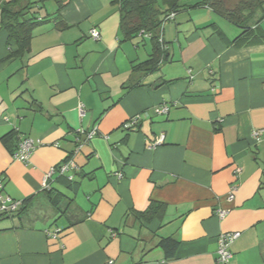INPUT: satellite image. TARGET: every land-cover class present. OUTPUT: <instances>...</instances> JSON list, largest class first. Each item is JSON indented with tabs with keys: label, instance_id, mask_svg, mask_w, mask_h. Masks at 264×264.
Masks as SVG:
<instances>
[{
	"label": "crops",
	"instance_id": "obj_1",
	"mask_svg": "<svg viewBox=\"0 0 264 264\" xmlns=\"http://www.w3.org/2000/svg\"><path fill=\"white\" fill-rule=\"evenodd\" d=\"M205 1L181 0L163 27L168 60L147 75L133 67L151 40L124 38L116 0H65L59 13L48 4L20 58L0 24L2 194L33 198L20 218L0 213V264H218V237L230 232L241 237L229 264H264V18L243 36ZM94 128L74 153L78 131ZM22 138L36 142L28 163L13 158ZM71 156L74 180L45 184ZM153 203L162 217L140 222ZM167 238L179 243L172 259L159 246Z\"/></svg>",
	"mask_w": 264,
	"mask_h": 264
},
{
	"label": "trees",
	"instance_id": "obj_2",
	"mask_svg": "<svg viewBox=\"0 0 264 264\" xmlns=\"http://www.w3.org/2000/svg\"><path fill=\"white\" fill-rule=\"evenodd\" d=\"M120 7L119 30L126 40H132L139 35H148L153 45L151 57L133 67L134 71L147 75L158 70L161 64L168 60L165 43L160 42V29L166 24V18L171 13H177L181 8V0H116ZM50 3L57 5V13L61 12L68 4L65 0H5L0 11V24L9 36V40L15 44L17 50L13 53L14 58L25 56L30 51L32 33L37 25L46 20L48 14L41 18L40 15L47 13L46 7ZM202 5L210 7L215 13L228 19L243 30V36L264 18L263 0H238L235 7L230 8L228 0H207ZM166 6V8H163ZM10 133L3 137L6 144L14 138ZM18 148V147H17ZM55 211L59 214H67L56 204V199L62 198L50 192L48 194ZM33 198H27L21 202L20 208L11 214L4 213L1 217L15 215L21 217L27 214ZM63 202V201H62ZM60 202V204H62ZM165 206L153 203L150 207L136 214L140 222H151L161 218ZM159 246L166 252L168 259L175 257L179 243L174 238L162 239Z\"/></svg>",
	"mask_w": 264,
	"mask_h": 264
},
{
	"label": "built area",
	"instance_id": "obj_3",
	"mask_svg": "<svg viewBox=\"0 0 264 264\" xmlns=\"http://www.w3.org/2000/svg\"><path fill=\"white\" fill-rule=\"evenodd\" d=\"M175 14L171 13L167 16L166 22H169L174 18ZM165 26L162 25L160 29V42L164 44V39H163V27ZM91 36L95 40H99L101 38L100 33L94 29L91 31ZM148 37V35H146ZM168 108L164 107L161 109L160 113L162 114H167L168 113ZM80 112L83 114V107L80 106ZM146 117V114H140L137 115L129 120L127 124H125V128L127 130H134L138 126V123L141 120H144ZM258 132L255 133V137L258 136ZM97 135V128H94L93 130L90 131H85V130H79L77 135H76V143L77 147L75 149V152L79 150V148L82 146L83 143H86L93 139ZM164 142V136L161 135L155 143L151 145V149H156L158 146L162 145ZM36 149V142L30 138H22L19 142L17 150L13 154V158L15 160H18L23 163H28L30 160L31 155ZM78 170V166L75 163L73 156L67 158L66 161H64L62 164H60L56 168H52L49 173L46 175L45 178V184H47L48 180L51 179L54 175H59V176H67L70 181L74 180V175L73 172ZM242 173L241 168H237L235 175L238 177ZM119 178H122L121 174H117ZM4 189V180L0 178V213H14L16 212L21 205V201H15L10 197H6L2 194V190ZM236 190V186L233 187L232 189V194L229 197L231 200L234 198V192ZM217 216L220 218H224L227 215V211L225 210H218ZM61 233V229H58L54 234V238H58L59 234ZM241 237L240 232H230V233H222L218 237V249H217V263L218 264H229L230 261L233 259V254L231 252V247L232 245Z\"/></svg>",
	"mask_w": 264,
	"mask_h": 264
},
{
	"label": "rangeland",
	"instance_id": "obj_4",
	"mask_svg": "<svg viewBox=\"0 0 264 264\" xmlns=\"http://www.w3.org/2000/svg\"><path fill=\"white\" fill-rule=\"evenodd\" d=\"M50 5H51V4H50ZM42 210H44V209H42ZM32 212H34V211H32ZM37 213H40V212H39L38 210H36V211H35V214H37Z\"/></svg>",
	"mask_w": 264,
	"mask_h": 264
}]
</instances>
